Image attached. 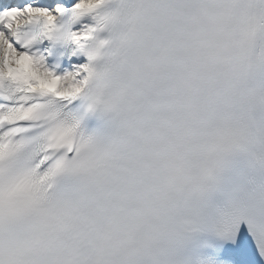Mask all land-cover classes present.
Instances as JSON below:
<instances>
[{"label": "snow or ice", "instance_id": "1", "mask_svg": "<svg viewBox=\"0 0 264 264\" xmlns=\"http://www.w3.org/2000/svg\"><path fill=\"white\" fill-rule=\"evenodd\" d=\"M0 264H264V0H0Z\"/></svg>", "mask_w": 264, "mask_h": 264}]
</instances>
